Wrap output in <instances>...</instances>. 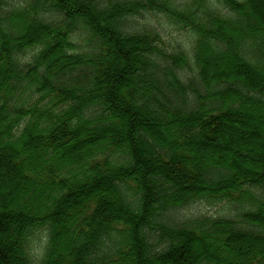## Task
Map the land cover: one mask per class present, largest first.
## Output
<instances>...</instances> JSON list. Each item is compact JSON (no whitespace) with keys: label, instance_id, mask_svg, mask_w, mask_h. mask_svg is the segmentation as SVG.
<instances>
[{"label":"trees","instance_id":"1","mask_svg":"<svg viewBox=\"0 0 264 264\" xmlns=\"http://www.w3.org/2000/svg\"><path fill=\"white\" fill-rule=\"evenodd\" d=\"M0 264H264V0H0Z\"/></svg>","mask_w":264,"mask_h":264},{"label":"rangeland","instance_id":"2","mask_svg":"<svg viewBox=\"0 0 264 264\" xmlns=\"http://www.w3.org/2000/svg\"><path fill=\"white\" fill-rule=\"evenodd\" d=\"M174 28L173 26L169 27V29ZM216 211V208H209V212L214 213ZM41 245V244H40ZM42 246V245H41Z\"/></svg>","mask_w":264,"mask_h":264}]
</instances>
